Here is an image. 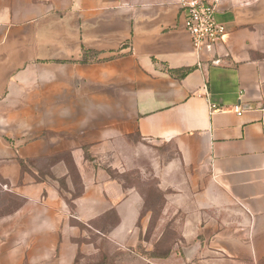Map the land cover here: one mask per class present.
Instances as JSON below:
<instances>
[{"label":"crops","instance_id":"crops-1","mask_svg":"<svg viewBox=\"0 0 264 264\" xmlns=\"http://www.w3.org/2000/svg\"><path fill=\"white\" fill-rule=\"evenodd\" d=\"M206 1L197 52L178 0H0V264L264 256V0ZM156 143L203 178L192 214L121 180Z\"/></svg>","mask_w":264,"mask_h":264},{"label":"rangeland","instance_id":"rangeland-1","mask_svg":"<svg viewBox=\"0 0 264 264\" xmlns=\"http://www.w3.org/2000/svg\"><path fill=\"white\" fill-rule=\"evenodd\" d=\"M149 154L150 159L146 155L143 159L134 161L129 166L131 169L127 171V175L120 177L121 180L141 189L145 200L144 212L148 214L150 211L152 217L164 215L166 201L174 205L173 216H185L186 212L181 206L186 210L187 204L192 214V198L196 195L194 189L197 181L200 182L203 178L196 177V171L192 169H182L179 153L173 144L156 143L150 148ZM171 163L175 164L174 169L168 173L164 168ZM239 264H264V256L250 257Z\"/></svg>","mask_w":264,"mask_h":264},{"label":"built area","instance_id":"built-area-1","mask_svg":"<svg viewBox=\"0 0 264 264\" xmlns=\"http://www.w3.org/2000/svg\"><path fill=\"white\" fill-rule=\"evenodd\" d=\"M184 13V28L190 36L195 51L211 50L215 43L224 35V24L215 19V6L206 0H178ZM215 63L218 60L214 61ZM209 102V99H206ZM216 105L210 102V110ZM231 109L240 115L243 109L235 104Z\"/></svg>","mask_w":264,"mask_h":264}]
</instances>
